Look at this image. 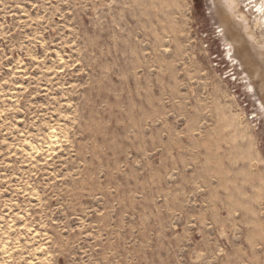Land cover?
Masks as SVG:
<instances>
[{"label": "rangeland", "instance_id": "374dc122", "mask_svg": "<svg viewBox=\"0 0 264 264\" xmlns=\"http://www.w3.org/2000/svg\"><path fill=\"white\" fill-rule=\"evenodd\" d=\"M212 5L0 0V264H264V70Z\"/></svg>", "mask_w": 264, "mask_h": 264}, {"label": "bare ground", "instance_id": "6f19581e", "mask_svg": "<svg viewBox=\"0 0 264 264\" xmlns=\"http://www.w3.org/2000/svg\"><path fill=\"white\" fill-rule=\"evenodd\" d=\"M233 3H234L233 0H212V4H213L212 6H213L214 10L219 14V16H221L222 24L224 27L223 31L225 34L224 37L226 39V42L227 41L229 42L230 48L233 49L234 51H237L236 47L234 44H232V42H230V40L236 41V42H238L237 44H240V45L243 44L240 52L242 54V58L244 60L245 66H247V65H252V66L256 65L257 66V64H258V66H257L258 70L256 72H258L259 70H264V45H258V44L257 45H255V44L250 45L251 46V53L250 52L249 53L251 54V56L248 54V52L246 51L244 46H245V43L251 44L250 43V42H252L251 38L246 35V38L249 40V42H248V40L246 41V38H244L240 34L241 32L244 33V32L250 31V29L248 28V24H247V18L244 16V14H241L240 17L235 18L236 16L234 15V13L232 11V6H234ZM235 4H237V3H235ZM237 6L239 7V5H237ZM235 8L237 9V7H235ZM238 9L240 10V8H238ZM260 11L261 10L258 7V12H260ZM224 12L228 13L229 16H231V18H227L228 16L226 17ZM218 18H220V17H218ZM218 18H216V19L218 20ZM249 35H252V34H249ZM252 38H254V37H252ZM241 65H243V64H241ZM262 82H263V85L261 86V89L264 90V78L263 77H262Z\"/></svg>", "mask_w": 264, "mask_h": 264}]
</instances>
